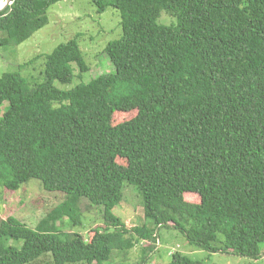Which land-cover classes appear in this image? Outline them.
<instances>
[{
    "label": "trees",
    "instance_id": "obj_1",
    "mask_svg": "<svg viewBox=\"0 0 264 264\" xmlns=\"http://www.w3.org/2000/svg\"><path fill=\"white\" fill-rule=\"evenodd\" d=\"M62 1L12 0L0 47L31 38ZM92 1L122 14L123 34L105 50L113 73L59 88L72 84L73 65L80 78L90 70L72 39L45 56L39 81L25 66L0 78L3 193L35 179L64 195L35 228L0 219V264H152L162 228L209 255L261 260L264 0ZM126 184L151 227L114 214ZM92 213L104 224L85 235L57 227H82ZM158 264L204 263L176 252Z\"/></svg>",
    "mask_w": 264,
    "mask_h": 264
},
{
    "label": "rangeland",
    "instance_id": "obj_2",
    "mask_svg": "<svg viewBox=\"0 0 264 264\" xmlns=\"http://www.w3.org/2000/svg\"><path fill=\"white\" fill-rule=\"evenodd\" d=\"M7 2L0 0V7L5 6ZM167 15L163 14L160 21L163 22ZM48 17L49 23L21 45L0 47V78L5 73L15 72L20 66H25L21 70L22 76L31 82L39 81L45 69V56L72 39L78 40L90 70L80 78L78 67L73 65L75 78L72 84L62 85L57 82L59 88L68 90L82 82L88 83L93 78L115 71L105 50L111 42L120 39L123 34L120 11L110 7L100 13L92 0H66L53 5L48 11ZM166 20L171 21L169 17ZM173 23H176L175 19ZM3 192L4 189L0 186V219L13 217L31 228H35L41 219L63 201L64 197L59 192L44 191L40 187V182L35 179L9 199ZM133 194H137L134 187L126 184L123 202L114 209V214L129 227L146 223L151 227L152 223L146 219L143 208L137 200L138 197L136 196V199ZM103 224L98 215L92 213L86 216L82 227L71 226L68 220L59 223L57 227L63 232L85 235L91 226ZM159 235L160 254L152 259V264L169 263L171 254L176 252L200 260L204 264H264V255L258 261L220 254L209 255L205 251L191 247L186 238L174 229L162 228L159 230ZM12 244L18 248L22 245L17 242ZM139 255L140 249H134L129 255L130 262H136ZM40 259L45 260V258ZM47 260L48 258L45 261ZM52 260L53 258H49L48 261L52 262Z\"/></svg>",
    "mask_w": 264,
    "mask_h": 264
},
{
    "label": "water",
    "instance_id": "obj_3",
    "mask_svg": "<svg viewBox=\"0 0 264 264\" xmlns=\"http://www.w3.org/2000/svg\"><path fill=\"white\" fill-rule=\"evenodd\" d=\"M8 2L6 3L5 6H3L1 9H0V12L5 10L7 8V6L11 5L12 4V0H7Z\"/></svg>",
    "mask_w": 264,
    "mask_h": 264
},
{
    "label": "bare ground",
    "instance_id": "obj_4",
    "mask_svg": "<svg viewBox=\"0 0 264 264\" xmlns=\"http://www.w3.org/2000/svg\"><path fill=\"white\" fill-rule=\"evenodd\" d=\"M2 3H4V2H2Z\"/></svg>",
    "mask_w": 264,
    "mask_h": 264
}]
</instances>
